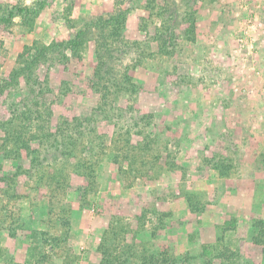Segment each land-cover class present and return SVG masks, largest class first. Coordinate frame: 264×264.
Returning <instances> with one entry per match:
<instances>
[{"label":"rangeland","instance_id":"rangeland-1","mask_svg":"<svg viewBox=\"0 0 264 264\" xmlns=\"http://www.w3.org/2000/svg\"><path fill=\"white\" fill-rule=\"evenodd\" d=\"M146 1L46 0L31 27L0 25V84L26 47L93 30L0 87V264H264V0ZM121 12L111 66L136 88L105 106L95 24Z\"/></svg>","mask_w":264,"mask_h":264},{"label":"trees","instance_id":"trees-1","mask_svg":"<svg viewBox=\"0 0 264 264\" xmlns=\"http://www.w3.org/2000/svg\"><path fill=\"white\" fill-rule=\"evenodd\" d=\"M157 1L158 0H147L146 2L148 3V7L153 10L154 4ZM45 5L46 0H39L36 4L31 6L23 5L8 8L0 14V25H11L13 19L16 16H20L24 23L27 24L28 27H31L32 23L35 22ZM161 16L164 17V13H162ZM127 19V13L121 12L116 16H111L108 20H100V24L98 25L95 24L99 29V34L97 38H95L98 43L96 52L99 62L92 81L95 93L100 95L101 101L105 106L110 103V100L108 99L112 91L123 90V88L135 91L136 88V86L131 82V77L128 75H125L123 80H119L114 68L111 66V58H114L116 51H119V49L116 50L115 48L116 44H124L126 45V48L130 46L123 39V30L125 28V24L127 23ZM92 31V28L80 31L75 40L54 42L50 45H40L36 43L35 46L26 47L24 52L19 57L20 63L18 64V67L12 71L9 80L11 82H17L23 74L28 73L33 69L36 70L40 64L42 65L44 62H49L51 60L62 62L68 58V52H72L73 57H79L78 55H81L87 49L89 41L92 40ZM173 39L174 35L172 33L171 20H163L161 28L158 30V37L156 38V40L159 41L161 46L160 51L162 53H172L167 50L172 45ZM135 44L137 43L134 42V45ZM120 53H122L121 50ZM2 83L3 84H0V87H2L3 90L10 85L8 81H3ZM31 92L35 93L34 90ZM20 134L21 131H18L13 134H9V136L12 137V139H16L17 148H24L26 151H29L30 148L28 142L23 141ZM59 146L62 145L59 144ZM215 169H220V171H222V175H226L225 172H228L230 165L225 160L220 159V161L216 162ZM112 259L113 264H129L127 260L123 261L122 258L116 256ZM104 264H107V261Z\"/></svg>","mask_w":264,"mask_h":264}]
</instances>
